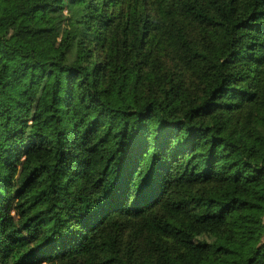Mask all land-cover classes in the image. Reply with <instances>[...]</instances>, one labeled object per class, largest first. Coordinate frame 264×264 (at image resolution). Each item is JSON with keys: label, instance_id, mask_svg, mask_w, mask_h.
Listing matches in <instances>:
<instances>
[{"label": "trees", "instance_id": "16d2710c", "mask_svg": "<svg viewBox=\"0 0 264 264\" xmlns=\"http://www.w3.org/2000/svg\"><path fill=\"white\" fill-rule=\"evenodd\" d=\"M0 264H264V0H0Z\"/></svg>", "mask_w": 264, "mask_h": 264}, {"label": "rangeland", "instance_id": "374dc122", "mask_svg": "<svg viewBox=\"0 0 264 264\" xmlns=\"http://www.w3.org/2000/svg\"><path fill=\"white\" fill-rule=\"evenodd\" d=\"M27 132L29 134H43L46 132V130L44 128H41L39 126H35V125H29L28 129H26ZM3 135H8V132L7 131H3L2 133Z\"/></svg>", "mask_w": 264, "mask_h": 264}]
</instances>
